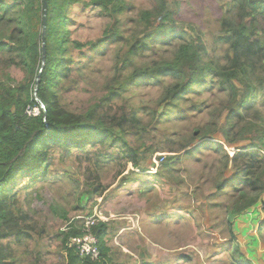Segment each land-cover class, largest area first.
I'll return each mask as SVG.
<instances>
[{
  "label": "rangeland",
  "instance_id": "rangeland-1",
  "mask_svg": "<svg viewBox=\"0 0 264 264\" xmlns=\"http://www.w3.org/2000/svg\"><path fill=\"white\" fill-rule=\"evenodd\" d=\"M159 1L123 0L115 25L94 6L68 7L66 60H73V74L70 81H57L55 95L66 110L93 116L85 123L95 124L101 115L109 131L87 143L84 153L62 147L48 151L40 181L18 177L7 197H14L26 216L23 229L33 231H24L30 237L20 245L2 241L11 245L9 264H68L62 233L69 227L79 231L88 217L106 226L105 264H264V194L254 193L259 215L227 220L248 190L238 184L242 163L230 158L254 138L245 131L248 123H264V98H254L253 108L244 110V123L227 136L224 120L235 92L224 85H211L204 77L205 84L171 99L179 84L174 75L134 77L138 69L176 53L175 40L165 45L160 38L138 49L133 63L122 62L144 30L143 13L154 12ZM166 1L176 5V26L186 39L202 44V62L228 70L222 20L235 15L226 14L228 0ZM19 4L2 0L3 8H14L0 18V42L17 38ZM114 27L117 35L108 33ZM69 41L88 45L78 51ZM259 71L264 81V66ZM29 79L17 53L0 49V88L26 85ZM31 88L36 100L35 85Z\"/></svg>",
  "mask_w": 264,
  "mask_h": 264
},
{
  "label": "trees",
  "instance_id": "trees-1",
  "mask_svg": "<svg viewBox=\"0 0 264 264\" xmlns=\"http://www.w3.org/2000/svg\"><path fill=\"white\" fill-rule=\"evenodd\" d=\"M15 1L20 3L17 7L20 13L15 21L18 36L16 39L10 38L8 42L2 40L0 49L17 53L20 63L26 68L31 79L26 85L0 88V264H9L12 257L11 245L2 241L13 239L15 245H20L30 237L24 231H33L23 229L21 223L26 216L13 202L14 197H7L8 192L17 188L18 177L21 175L28 177L30 184L40 181L46 175L44 168L48 151L62 147L68 148V151L76 148L84 153L83 147L87 143L107 131L101 115L95 124L85 123L84 119L91 122L93 116L89 115L87 118V114L85 118H81L76 113L66 110L55 95L54 87L57 81L60 79L64 82L70 81L73 74L71 68L73 60L71 58L66 60L68 7L70 4L84 3L94 6L106 17L113 18L115 25L116 15L122 13L121 7L124 3L123 0H46L45 25L42 33L43 0ZM1 2L2 0L0 18L8 9L16 6L15 4L14 7L3 8ZM226 6L230 7L226 14H235L230 18L223 16L222 20L224 31L222 39L230 66L228 70L220 65H206L202 62L204 51L202 44L186 39L188 37L186 33L181 27L176 26V5L172 7L166 0H160L154 12L143 13L144 30L129 44L122 62L133 63L137 50H143L149 42H159L162 38V43L168 45L169 41L175 40L176 53L170 60L151 63L145 70L140 68L134 77H157L166 73L174 75L179 84L169 93L171 99L192 87L205 84L204 77H209L211 85L214 81L218 85H224L235 92L232 98L234 105L229 107V114L224 120L225 135L228 136L241 121L244 123L242 118L244 110L253 108L254 98L257 95L264 98V81H261L259 71V68L264 66V0H228ZM108 33L117 35L119 32L117 27H114ZM42 41L45 51L43 64H41ZM69 44L78 51L88 45L76 41L72 44L69 41ZM36 80L38 83L36 91H33L36 98L34 100L31 86L35 85ZM33 110H37V113L34 114ZM247 128L245 131H250L254 138L246 148L239 149L240 151L235 152L230 159L234 163L239 161L242 163L243 174L238 184L248 190L242 191V195L238 197L239 206L229 211L227 215L229 222L237 216L259 215L256 197L264 194V123L260 125L248 123ZM253 129L255 135L252 134ZM89 134L94 135L86 139ZM256 138L258 139L255 140ZM206 145L224 151L220 144L207 141ZM130 151L136 153L135 150ZM134 167H137L136 163ZM222 186L219 185V189ZM257 191L259 194L255 197L254 193ZM260 207L264 210V203ZM256 217L254 223L257 222ZM105 228L103 223H98L92 228L98 239L100 259L81 258L73 250L67 249L65 244L68 264H105L108 252L104 242ZM78 233L79 231L69 227L62 233V243Z\"/></svg>",
  "mask_w": 264,
  "mask_h": 264
},
{
  "label": "built area",
  "instance_id": "built-area-1",
  "mask_svg": "<svg viewBox=\"0 0 264 264\" xmlns=\"http://www.w3.org/2000/svg\"><path fill=\"white\" fill-rule=\"evenodd\" d=\"M33 113L36 114L37 110H33ZM94 226L96 220L93 217L85 218L79 233L68 239L66 248L73 250L81 258L100 259L98 239L92 231Z\"/></svg>",
  "mask_w": 264,
  "mask_h": 264
},
{
  "label": "water",
  "instance_id": "water-1",
  "mask_svg": "<svg viewBox=\"0 0 264 264\" xmlns=\"http://www.w3.org/2000/svg\"><path fill=\"white\" fill-rule=\"evenodd\" d=\"M45 15H46V0H43V20H42V22H43V28H44V25H45ZM43 35V34H42ZM43 39V38H42ZM42 50H41V52H42V59H41V64H43L44 63V61H45V51H44V44H43V41H42ZM37 83H38V80H36V82H35V88H36V86H37ZM34 91H36L35 89H34Z\"/></svg>",
  "mask_w": 264,
  "mask_h": 264
}]
</instances>
